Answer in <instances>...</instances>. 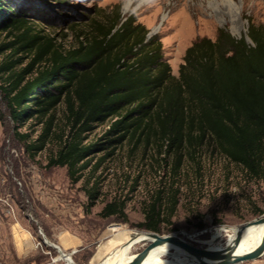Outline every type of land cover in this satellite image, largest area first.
Listing matches in <instances>:
<instances>
[{"label":"rangeland","instance_id":"374dc122","mask_svg":"<svg viewBox=\"0 0 264 264\" xmlns=\"http://www.w3.org/2000/svg\"><path fill=\"white\" fill-rule=\"evenodd\" d=\"M64 1L62 9L52 5L43 10L49 21H36L57 46L76 48L93 32L94 23L107 21L120 6L122 17L135 15L149 29L150 37L161 38L176 76L197 38L216 39L222 28L252 44L250 23L264 26V0ZM12 40L9 33H0V46ZM24 58L23 67L32 61L30 55ZM3 114L7 109L0 93V181L2 196L8 201L0 204V264H68L56 246L75 264H97L135 232L175 235L190 247L206 249L216 230L226 228L230 232H223L215 242L222 248L229 243L232 230L264 217V180H252L211 144L193 156L165 157L144 144L110 147L106 145L108 125L96 124L82 134L84 146L106 148L88 158L79 181L74 182L67 167L49 166L69 132L64 104L42 121L35 118L24 126L15 125L10 117L2 120ZM48 123L51 134L45 149L30 150ZM160 190L166 196L175 195L179 203L170 223L152 232L140 224L145 222L146 204ZM92 191L98 192L94 198ZM114 200L127 202L126 219L101 215ZM150 245H137L132 252L138 254ZM240 264H264V255Z\"/></svg>","mask_w":264,"mask_h":264},{"label":"trees","instance_id":"16d2710c","mask_svg":"<svg viewBox=\"0 0 264 264\" xmlns=\"http://www.w3.org/2000/svg\"><path fill=\"white\" fill-rule=\"evenodd\" d=\"M52 5L62 9L65 1L0 0V33L13 37L0 46V93L7 109L1 119L24 126L64 104L69 132L50 167H67L79 181L88 158L105 147L84 146L82 134L107 124L110 147L144 144L179 159L211 144L252 180H264V26L250 23L252 44L222 28L216 39L197 38L176 76L161 38L150 37L135 15L122 17L120 6L107 21L94 23L76 48H60L36 23L51 19L43 10ZM25 55L32 61L23 67ZM50 134L48 123L29 149L43 151ZM178 203L175 195L158 191L140 226L159 232ZM126 204L109 202L101 215L126 219Z\"/></svg>","mask_w":264,"mask_h":264},{"label":"bare ground","instance_id":"6f19581e","mask_svg":"<svg viewBox=\"0 0 264 264\" xmlns=\"http://www.w3.org/2000/svg\"><path fill=\"white\" fill-rule=\"evenodd\" d=\"M239 228L232 230L229 244H231L234 238L237 235ZM223 232H230L226 228L217 229L213 235L212 240L210 241V247L206 249H199V251L203 254L208 255V257L213 261L214 255L223 251V247H219L215 245V242L221 237ZM135 232L131 235L133 237ZM130 237V238H131ZM172 237L179 241L175 235ZM126 242V241H125ZM148 243H154L152 239L149 237H145L143 241L135 244L132 247L127 248L123 253H120V247L113 250L105 259L101 260L97 264H116V263H127L132 262L137 254H133L134 247L137 245H147ZM172 246L174 244L172 242H168L167 245L155 249L149 252L143 259H141L136 264H192V262L196 261L195 258L189 257L188 253L184 249H173ZM171 250H174L173 252ZM264 255V225L259 226H251L249 227L241 240L239 246L233 253L232 257L229 259L228 264H240L246 260L256 259ZM68 264H75L72 258L66 256L64 258Z\"/></svg>","mask_w":264,"mask_h":264},{"label":"water","instance_id":"95a60500","mask_svg":"<svg viewBox=\"0 0 264 264\" xmlns=\"http://www.w3.org/2000/svg\"><path fill=\"white\" fill-rule=\"evenodd\" d=\"M259 225H264V217L260 218L258 220L249 222L241 227H239V230L237 232L236 237L234 238L233 242L229 245H226L223 247V251L220 253H217L214 255V260L212 261L208 255L203 254L199 251V249H195L193 247L188 246L184 242L175 240L172 236H167V237H161L158 234L155 233H149V232H138L136 233L133 237H131L129 240L124 242L120 246V253H123L127 248L134 246L135 244L143 241V239L147 236L153 241H155V244L152 243L147 249H145L143 252H140L136 255V258L132 262H127V263H122V264H136L138 263L141 259H143L149 252L161 248L165 245H167L168 242H172L174 246H172L173 249H184L187 251L189 257H193L196 259V261L192 262V264H228L229 259L232 257L233 253L239 246L241 240L243 239V235L245 231L251 227V226H259ZM61 255L63 257L69 256L65 254L62 249L58 246H56ZM71 258V256H69ZM259 259V258H258ZM116 264H121V263H116Z\"/></svg>","mask_w":264,"mask_h":264},{"label":"built area","instance_id":"2783aa9c","mask_svg":"<svg viewBox=\"0 0 264 264\" xmlns=\"http://www.w3.org/2000/svg\"><path fill=\"white\" fill-rule=\"evenodd\" d=\"M2 183H3V181H0V204H8V201L6 199H4V197L2 196V193H1Z\"/></svg>","mask_w":264,"mask_h":264},{"label":"crops","instance_id":"0c3cea01","mask_svg":"<svg viewBox=\"0 0 264 264\" xmlns=\"http://www.w3.org/2000/svg\"><path fill=\"white\" fill-rule=\"evenodd\" d=\"M63 238L60 239V241H62ZM65 241H67L66 239H64ZM61 244V246L63 247V244H65V242H59ZM66 245V244H65Z\"/></svg>","mask_w":264,"mask_h":264}]
</instances>
